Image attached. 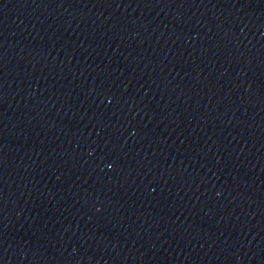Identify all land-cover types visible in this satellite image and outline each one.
Listing matches in <instances>:
<instances>
[{"label":"water","instance_id":"95a60500","mask_svg":"<svg viewBox=\"0 0 264 264\" xmlns=\"http://www.w3.org/2000/svg\"><path fill=\"white\" fill-rule=\"evenodd\" d=\"M0 264H264V0H0Z\"/></svg>","mask_w":264,"mask_h":264}]
</instances>
